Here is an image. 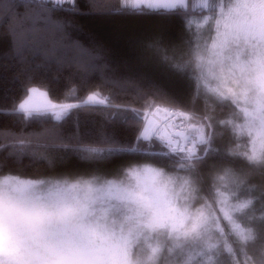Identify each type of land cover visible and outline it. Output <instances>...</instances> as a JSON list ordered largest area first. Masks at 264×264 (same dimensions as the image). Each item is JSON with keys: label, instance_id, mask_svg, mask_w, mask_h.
Instances as JSON below:
<instances>
[{"label": "snow or ice", "instance_id": "obj_1", "mask_svg": "<svg viewBox=\"0 0 264 264\" xmlns=\"http://www.w3.org/2000/svg\"><path fill=\"white\" fill-rule=\"evenodd\" d=\"M197 8L210 43L191 30ZM0 13V68L23 76L0 102V264H264V186L248 182L264 175V0H0ZM117 18L177 20L179 34L137 32L119 62L99 35L75 36Z\"/></svg>", "mask_w": 264, "mask_h": 264}, {"label": "trees", "instance_id": "obj_2", "mask_svg": "<svg viewBox=\"0 0 264 264\" xmlns=\"http://www.w3.org/2000/svg\"><path fill=\"white\" fill-rule=\"evenodd\" d=\"M109 2H114V0H98V3L101 7L106 6ZM201 11L200 9H195L194 14L190 17L193 21L191 30L196 32L204 37V39H208L209 26L201 21ZM83 25L84 31L75 33V36L80 38V42L87 45V41L90 38V34H96L100 37L104 38L109 42V46L112 48V57L116 61H124V60H132L133 53L127 43L128 39L135 33L148 30V29H159L166 34H169L171 38L175 40V37L179 34V23L177 20L173 21H164L157 18L145 19V20H129L125 18H117L113 20H103V19H95V20H84L81 21ZM0 25H8V21L5 19L4 14L0 13ZM198 25V26H197ZM214 35V32L212 33ZM179 43V42H177ZM3 45H0V64L4 63L3 60ZM80 56L83 58L87 57V53H80ZM18 68H0V102L4 101L5 97L9 94L16 92L19 90L21 86V81H23V76L21 75L19 80H13L14 72L18 73ZM38 79H44L42 76H38ZM102 80L100 74H95L94 82L99 85ZM55 89V94L60 96L62 91L64 90V82L61 81L59 85H53ZM75 87V85H73ZM174 89L178 92H185L184 85L175 84L173 85ZM42 91H46L47 89H41ZM68 98L65 99L64 102H74V99L67 92L64 93ZM51 98V97H50ZM133 106L139 107L138 104H134ZM200 105H198L199 107ZM82 113L81 118L88 121L89 123H95L97 117L99 116V110H96L95 115H89V110L81 109ZM218 113L227 114L228 109L224 108L221 112V109H217ZM9 123V121L0 118V128H3L5 124ZM54 123V122H53ZM51 126V125H48ZM6 135V133L0 132V137ZM28 164V161H25V165ZM43 168H36L29 171L27 168L25 169V174L21 175L22 179H31L36 175L43 173ZM248 182L250 185L259 188L264 186V175L260 173H253L248 177ZM241 192L244 190L241 189ZM245 197L241 195V199Z\"/></svg>", "mask_w": 264, "mask_h": 264}, {"label": "rangeland", "instance_id": "obj_3", "mask_svg": "<svg viewBox=\"0 0 264 264\" xmlns=\"http://www.w3.org/2000/svg\"><path fill=\"white\" fill-rule=\"evenodd\" d=\"M193 3L195 4V3H196V0H193ZM213 36H214V35H213ZM206 40H208V39H206ZM208 43H210V40H208ZM41 91H42V90H41ZM35 102H42V98L39 97V96H37V97L35 98ZM240 122H242V120H238V121H237V123H240ZM245 139H247V138H246V137H240L239 142H240L241 146H243V143H244ZM249 146H250V145H249ZM21 179H22V178H21Z\"/></svg>", "mask_w": 264, "mask_h": 264}, {"label": "built area", "instance_id": "obj_4", "mask_svg": "<svg viewBox=\"0 0 264 264\" xmlns=\"http://www.w3.org/2000/svg\"><path fill=\"white\" fill-rule=\"evenodd\" d=\"M157 119H159V117H157Z\"/></svg>", "mask_w": 264, "mask_h": 264}]
</instances>
